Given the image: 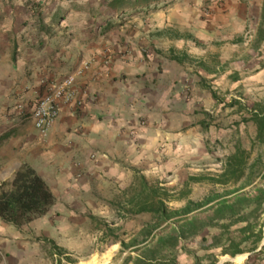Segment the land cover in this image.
<instances>
[{"label": "crops", "instance_id": "crops-1", "mask_svg": "<svg viewBox=\"0 0 264 264\" xmlns=\"http://www.w3.org/2000/svg\"><path fill=\"white\" fill-rule=\"evenodd\" d=\"M45 1L0 0V182L25 164L54 195L48 211L26 223L0 218V264L54 260L53 245L66 248L59 239L75 235L78 217L136 171L173 186L223 162L208 149L221 135L215 122L224 104L207 80L215 73L191 69L186 41L166 37L158 49L125 20L96 21L85 7ZM70 74L81 103L62 104L42 137L33 105ZM232 151L228 145L224 154Z\"/></svg>", "mask_w": 264, "mask_h": 264}, {"label": "rangeland", "instance_id": "rangeland-1", "mask_svg": "<svg viewBox=\"0 0 264 264\" xmlns=\"http://www.w3.org/2000/svg\"><path fill=\"white\" fill-rule=\"evenodd\" d=\"M25 1L30 6L38 4V0ZM107 1L46 0L44 4L85 7L88 13L93 12L91 15L98 21L105 17L100 13L103 11L101 6ZM260 6L261 0H156L138 9V13H118L110 18L117 24L125 20L130 24V29L139 30L141 36L145 34L154 37L158 49L164 50L166 37L183 39L186 41L184 59L191 69L215 73L207 80L210 81L209 86H213L216 100L224 104L221 105L215 122L216 131L220 129L221 135L210 142L208 149L214 155L223 154V160L228 155L224 154L228 151V145L233 146L234 150L236 145L241 144L250 151V161L261 156V161L264 162V144L254 141V123L242 120L243 116H248L244 106L251 107L255 102L264 103V42L258 48H254L253 44ZM148 26L150 30L146 28ZM232 73L238 74L237 80L230 78ZM234 99L241 103L230 106L229 103ZM222 163L221 166H213V169H204L190 175L216 174L221 170ZM257 168L264 171L263 163ZM190 175L178 179L173 186H166L173 188L174 194H178L180 190L186 192L184 199L169 201V208L184 205L187 198L198 201L208 194H221L224 190V187L207 180L190 182L186 186ZM148 180L163 182L164 179L151 177ZM244 181L245 179L239 181L235 186ZM254 183L264 186V176L261 179L257 177ZM117 194L119 191L105 199V204L95 206L90 213L86 212L85 217H78L75 235L60 237V242L66 248L61 246L63 250L59 253L57 245H53L54 260L48 261V264H133V258L138 254L135 250L138 245L133 239L144 223L153 222L154 219L147 212L128 218L118 217L109 203ZM249 219L253 222L254 233L237 231L244 223L232 224L228 229L215 224L195 236L181 239L173 251L177 263L264 264V253H258L264 245V212H255ZM106 226H110L113 233H108ZM162 226L155 231H161ZM258 229H261L262 234L257 247L253 249ZM229 236L236 237L243 252L232 256L221 253L220 245H213L215 242L226 243Z\"/></svg>", "mask_w": 264, "mask_h": 264}, {"label": "trees", "instance_id": "trees-1", "mask_svg": "<svg viewBox=\"0 0 264 264\" xmlns=\"http://www.w3.org/2000/svg\"><path fill=\"white\" fill-rule=\"evenodd\" d=\"M154 2L156 0H108L101 6L103 11L100 15L109 18L118 13L124 15L126 11H135ZM263 42L264 0H261L253 38L254 48L260 47ZM230 78L235 81L238 74L232 73ZM211 91L216 99L215 91ZM240 103L238 99H234L229 105ZM244 109L248 116H243L242 120L252 121L255 125L254 141L264 144V103L255 102L251 107L244 106ZM260 163L264 166L261 156L250 161V151L241 144L236 145L234 150L225 156L218 173L190 175L185 183L187 186L190 182L207 180L224 187L222 193L208 194L198 201L187 198L184 205L178 208H169L168 202L184 199V190L174 194L173 188L158 181H149L136 171L130 183L120 189L119 194L109 202L120 218L146 212L153 215V222L144 223L133 239L138 245L135 249L138 254L134 256L133 264H178L173 251L178 247L180 240L195 236L215 224L228 229L232 224L244 223L237 231L254 233L253 222L249 217L255 212H264V186L254 183L257 177L261 179L264 176V171L257 168ZM243 179L244 183L235 186ZM53 202L54 195L47 183L28 165H21L11 178L0 182V218L5 222L15 225L26 223L46 213ZM160 226L161 231L157 233L155 230ZM105 230L113 233L110 226H106ZM261 234V229L255 232L253 249L257 247ZM226 241L224 244L215 242L213 245H220L221 253H229L232 256L243 252L236 237L229 236ZM62 250L59 248V253H62ZM258 253H264V245Z\"/></svg>", "mask_w": 264, "mask_h": 264}, {"label": "built area", "instance_id": "built-area-1", "mask_svg": "<svg viewBox=\"0 0 264 264\" xmlns=\"http://www.w3.org/2000/svg\"><path fill=\"white\" fill-rule=\"evenodd\" d=\"M78 72L80 73L81 70ZM74 81L75 78L73 75L70 74L66 76L60 82L51 84L47 91L35 101L31 116L35 128L42 137L47 135L62 104L69 103L73 100H76L78 104L81 103L74 89ZM93 156L94 155H92V157ZM2 255L3 253L0 249V256Z\"/></svg>", "mask_w": 264, "mask_h": 264}]
</instances>
